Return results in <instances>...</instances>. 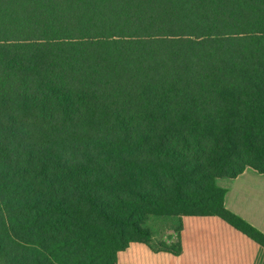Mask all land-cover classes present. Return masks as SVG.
Here are the masks:
<instances>
[{"label": "trees", "instance_id": "1", "mask_svg": "<svg viewBox=\"0 0 264 264\" xmlns=\"http://www.w3.org/2000/svg\"><path fill=\"white\" fill-rule=\"evenodd\" d=\"M264 174V0H0V264L181 255ZM166 231L168 233H166Z\"/></svg>", "mask_w": 264, "mask_h": 264}, {"label": "crops", "instance_id": "2", "mask_svg": "<svg viewBox=\"0 0 264 264\" xmlns=\"http://www.w3.org/2000/svg\"><path fill=\"white\" fill-rule=\"evenodd\" d=\"M217 183L227 190V208L264 233V174L248 168L235 179H219ZM154 221L160 231L182 223L181 255L132 244L120 256L121 264H264V248L218 217H165Z\"/></svg>", "mask_w": 264, "mask_h": 264}, {"label": "rangeland", "instance_id": "3", "mask_svg": "<svg viewBox=\"0 0 264 264\" xmlns=\"http://www.w3.org/2000/svg\"><path fill=\"white\" fill-rule=\"evenodd\" d=\"M158 220H160V218H157ZM155 220V219H154ZM150 221V222H148L147 224H146V226L148 227V228H150L151 230H153L154 232H159V230H160V228H159V223H157V222H155V221ZM171 228H172V226H171ZM174 228V227H173ZM172 228V229H173ZM166 233H168L167 231H166ZM123 254V252L122 253H120L119 254V258H120V256ZM123 256V255H122ZM127 260H129V259H127ZM119 263H120V260H119ZM121 264V263H120Z\"/></svg>", "mask_w": 264, "mask_h": 264}]
</instances>
